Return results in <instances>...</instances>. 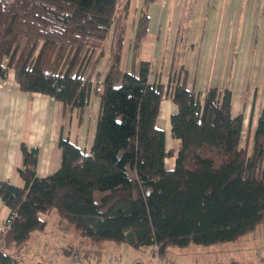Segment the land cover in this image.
Returning a JSON list of instances; mask_svg holds the SVG:
<instances>
[{"label": "trees", "instance_id": "trees-1", "mask_svg": "<svg viewBox=\"0 0 264 264\" xmlns=\"http://www.w3.org/2000/svg\"><path fill=\"white\" fill-rule=\"evenodd\" d=\"M152 1L139 9L132 65L123 70L132 0H0L1 79L13 72L21 90L79 111L92 95L99 98L88 151L60 135L59 167L38 176V147L22 143L23 183L0 178V198L10 209L0 262L19 264L11 246L44 228L40 213L52 209L83 235L146 245L152 255L172 244L234 242L264 222V108L252 129L250 115L245 127L244 113L232 112L229 86L189 88L183 67L167 82L150 80L151 60L135 57ZM107 51L109 68L100 77L96 66ZM164 96L176 105L169 115L178 140L171 167L165 159L173 150L156 124Z\"/></svg>", "mask_w": 264, "mask_h": 264}, {"label": "crops", "instance_id": "crops-1", "mask_svg": "<svg viewBox=\"0 0 264 264\" xmlns=\"http://www.w3.org/2000/svg\"><path fill=\"white\" fill-rule=\"evenodd\" d=\"M142 2L132 0L131 3V32L126 54L124 44L123 70H129L132 65L134 28ZM147 11V33L135 59L151 60L149 79L159 78L167 82L172 71L183 67L187 69L189 88L204 90L210 85L229 86L232 90V112L244 113L245 127L250 115L253 129L264 108V98L259 106L260 95L264 97V86L255 84L249 96V105L245 103L242 110H235L237 94L234 84L242 78L241 75H264V0H155L148 4ZM148 33L153 39L146 54L143 51L144 38ZM108 54L107 51L96 66L100 77H104L109 68ZM242 91L248 92L246 83ZM164 102L170 113L176 110L175 103L164 96L159 111ZM98 113L99 98L96 95L91 96L84 110L70 109L48 94L21 90L13 72H9L6 78H0V178L13 184L23 183L19 174L22 143L38 147L35 166L38 176L47 175L59 167L60 135L68 137L81 150L88 151L94 139ZM163 118L160 119L164 121ZM173 163L174 160L166 164L165 159L166 167H171ZM9 213L10 209L0 198V221ZM223 244L227 245L218 255L220 260L212 262L211 259L208 264L227 261L264 264V222L238 240ZM170 246L162 255H152L149 246H141L138 249L145 250L143 258L139 253L133 254L134 248L130 246V258L126 261L118 259L112 264H184L179 249ZM186 264L193 262L187 261Z\"/></svg>", "mask_w": 264, "mask_h": 264}, {"label": "rangeland", "instance_id": "rangeland-1", "mask_svg": "<svg viewBox=\"0 0 264 264\" xmlns=\"http://www.w3.org/2000/svg\"><path fill=\"white\" fill-rule=\"evenodd\" d=\"M132 11L133 8L131 10V14ZM130 32L131 29L129 20L126 32V43L124 49L125 54L127 53ZM144 39L143 51L147 54V48L150 46V40L153 39L152 34L148 33ZM241 77L242 78L238 79L237 83L234 84L237 94V100L234 105L235 110H242L244 108L243 104L245 103L249 105V96H251L252 89L255 84L260 83V86H264V75L245 74L241 75ZM245 83L248 85V92L242 91V86ZM260 96L259 106H261L263 101L262 98H264L262 95ZM169 114L170 111L167 109L164 102L158 112L156 124L163 130H166V147L173 150V155L166 158V164H169L170 161L174 160V154L176 153L178 147V140L170 135ZM161 117H165L163 118L164 121L160 119ZM164 122H167V125H164ZM244 138L245 130L242 133V143L244 142ZM100 195V192L95 194L97 199ZM40 216L46 220L44 228H37L33 230L30 237L24 243L19 245L14 243L11 246L13 254L15 256L18 255L19 264H112L118 259L126 261L130 258V246L127 244L116 243L108 240H95L83 235L54 209L47 212H41ZM1 242L2 241L0 240V246ZM223 243L228 242H218L213 244L191 243L188 246H177L172 244L170 247H176L179 249L182 253L184 264H186L187 261L193 262V264H208V261L211 259L212 262H218V260H220L218 259V255L222 253V247L224 248L226 247L225 245H227ZM133 248L134 247H132V249ZM73 250L77 254V259L72 258L71 254L73 253ZM144 251L145 250L134 248L133 254L134 252L135 254L139 253V256L143 258L145 256Z\"/></svg>", "mask_w": 264, "mask_h": 264}, {"label": "built area", "instance_id": "built-area-1", "mask_svg": "<svg viewBox=\"0 0 264 264\" xmlns=\"http://www.w3.org/2000/svg\"><path fill=\"white\" fill-rule=\"evenodd\" d=\"M9 224H10L9 216L5 217L2 221H0V236L8 228ZM71 255L72 258L77 259V254L74 250ZM0 264H4V263L0 262ZM130 264H138V263H130Z\"/></svg>", "mask_w": 264, "mask_h": 264}]
</instances>
